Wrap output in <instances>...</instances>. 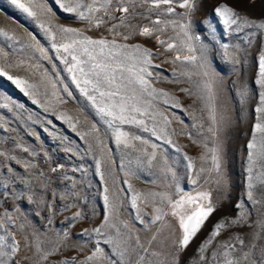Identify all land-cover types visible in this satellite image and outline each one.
Instances as JSON below:
<instances>
[{
	"label": "rangeland",
	"instance_id": "374dc122",
	"mask_svg": "<svg viewBox=\"0 0 264 264\" xmlns=\"http://www.w3.org/2000/svg\"><path fill=\"white\" fill-rule=\"evenodd\" d=\"M63 2L74 4L76 0ZM179 2L173 3V14L131 21L150 28V20L175 21L158 25L164 28L158 33L160 40L175 45L173 49L166 50L155 37L135 35L128 41L117 37L120 43L150 49L152 65H159L149 68L157 93H144L138 105L141 113L133 114L144 125H118L128 134L130 146L126 147L116 142L117 125H110V118L99 113L77 88L64 61L67 53L52 48L53 43L61 42L60 35L53 41L46 31L48 24L40 27L42 21H50L53 26L78 28L93 38L103 35L112 39L106 30L109 25L90 26L76 13L64 11L57 0H34L54 13L39 19L30 17L11 0H0V49L6 53H0V238L6 244L20 242V251L11 259L19 264H71L72 258L79 264H135L138 257L129 253L137 247V238L147 248L154 234L150 251L167 253L181 234L178 219L166 203L161 204L160 195L147 201L144 196L165 194L175 200L206 191L216 203L210 149L217 139L222 142L228 199L190 242L183 264H197L196 249L218 220L237 217L241 210L234 209L233 204H241L249 223L222 231L213 244L219 247L217 241L237 233L247 241L254 231L261 234L259 243L264 244V133L255 129L257 123H264V113L256 111L264 92L257 82L264 37L255 26H243L237 32L236 25H225L212 11L218 3L233 5L235 0H197L198 11L191 17L189 35L199 39L189 41L179 26L189 19L180 15L185 9ZM239 10L241 15L264 19V0H257L254 8L240 6ZM189 43L194 52L188 51ZM38 47L45 53L37 51ZM202 47L206 51L204 61L200 59ZM186 56L197 59L187 62ZM68 60L71 63L70 57ZM16 78L25 84L18 85ZM206 82H211V91L204 87ZM212 109L218 121L215 124L210 118ZM136 135L147 143L134 140ZM253 139L256 147L249 149ZM152 144L157 145L156 159L149 164L145 153L153 151ZM202 155H206L205 160H201ZM249 191L252 199L248 198ZM154 207L168 214L150 224L156 215ZM76 212L82 213V218L70 224ZM98 226L101 233L91 231ZM84 228L89 231L83 232ZM96 246L103 253L96 260L86 261ZM140 254L146 264H160L164 259Z\"/></svg>",
	"mask_w": 264,
	"mask_h": 264
},
{
	"label": "snow or ice",
	"instance_id": "6c2138e0",
	"mask_svg": "<svg viewBox=\"0 0 264 264\" xmlns=\"http://www.w3.org/2000/svg\"><path fill=\"white\" fill-rule=\"evenodd\" d=\"M176 0H91L90 3H82L81 0H76V3H64L63 0H57V3L69 13H76L77 17L86 21L90 26L96 28L102 25H109L107 32L112 35V39H108L101 35L98 38L84 35L78 28L66 27L64 25L53 26L50 21H42L41 28H45L48 24L46 31H48L50 38L55 41L57 35H60V43H53L52 48L59 52L61 49L67 56L64 57L65 63L68 65L67 71L73 73L72 79L76 83L79 91L91 102L92 106L101 113L104 117L110 118L108 123L116 126V142L127 143L128 134L120 131L118 125L134 124L143 126L144 121L136 118L134 113H141V108L138 106L140 97L147 93L149 96L157 93V89L152 87V73L149 71L150 67H159V65H152L151 57L153 53L150 49L144 48L140 44L120 43L117 40L119 37L123 41L130 40L133 36L139 35L144 37H155L157 42L166 46V50H171L175 45L167 43L165 40H160L158 33H163L164 28L158 27L160 24L175 23V21H165L157 19L151 21L152 27L139 26L132 24V20L138 18L145 19L155 15L157 17L162 15H170L175 12L172 7ZM11 3L17 8L27 13L30 17L39 19L40 15H54L52 9L41 4H35L34 0L30 2H22V0H11ZM257 0H235L233 5L218 3L214 6L213 12L218 14L223 19V23L229 27L236 25L235 31L239 32L243 26H255L260 31V35L264 37V19L250 18L248 15H241L239 10L240 6L244 8H254ZM179 7L185 9V13L181 16H188V23L180 24L181 30L189 41L192 39H199L189 35L191 27V17L193 13L198 11L197 0H180ZM35 9H39L37 12ZM137 8L143 9L142 11H135ZM116 12L121 15H115ZM87 13V14H86ZM99 14V15H97ZM117 21V23H110ZM199 21L198 23H203ZM211 28V21L208 22ZM124 29L125 31H121ZM8 36L7 32L2 33ZM171 39V38H170ZM66 41V42H65ZM189 52H194L196 49L189 43L187 45ZM37 51L41 54L45 53L43 47H38ZM0 53L3 50L0 49ZM133 53H142L141 55H133ZM6 55V53H3ZM68 57L71 59L69 63ZM179 60V56L176 58ZM196 56H186L184 58L187 62H194ZM200 59L206 60V51L201 48ZM175 63L176 61H172ZM204 65L201 64V67ZM79 73V76L76 73ZM207 75V73H205ZM10 80L13 77H8ZM15 83L23 86L25 81L16 78ZM257 82L264 87V51L258 57V80ZM211 91V82H206L204 85ZM67 91V89H65ZM181 91H188L181 89ZM160 94L167 95L162 90ZM71 95V93H69ZM260 106L256 109L257 112L264 113V92L259 96ZM212 122L218 123L215 110H211ZM223 117H221V121ZM167 122V118H165ZM255 129L258 132L264 133V123H257ZM145 131L147 128L144 129ZM209 131L215 130L209 128ZM134 140H139L142 143H147L146 140L138 135L132 137ZM171 143V141H168ZM134 147V145H132ZM256 147L255 139L248 144L249 149ZM151 153H145L148 156V163L151 164L156 159L155 149L156 144H152ZM179 150V149H178ZM27 151V149H25ZM212 155V171L215 172V184L217 191V202L214 203L212 193L201 191L196 195H182L179 199H172L165 194H145L144 199L147 201L150 197L160 195L161 204H165L170 208L171 215L178 219L179 229L181 234L172 242L171 250L167 253L152 250L150 251L151 244L156 240V234L151 237L149 247H144L139 243L137 238V247L131 249L130 255H136L138 259L135 264H146V258L141 255V252L148 253L149 256L157 257L164 256L160 264H183V255L188 249L190 242L196 237L197 233L201 230L205 221L217 210L222 209L224 201L228 199V186L227 177L223 171L222 160V142L217 139L215 146L210 149ZM3 155V153H0ZM251 156V153H250ZM206 155L201 156V160H205ZM191 167V164H189ZM170 170V169H169ZM52 171H56L53 169ZM204 171L203 168L200 170ZM251 179V177H250ZM124 183H127L125 181ZM195 183V181H193ZM264 184V180L261 181ZM251 187V185H250ZM248 198L252 199V193L249 191ZM107 199V197H105ZM264 203V202H262ZM136 204V198L133 199V205ZM234 209L241 210L236 218L228 216L222 217L213 226L212 232L209 237L196 249L197 264H264V244L259 243L261 234L257 232L252 233L251 239L245 241L238 233L230 235L225 241H217L219 247L213 244V241L222 231L229 230L234 226L248 224L249 221L245 218L248 214L242 212L241 204L231 205ZM156 215L149 221L150 224H155L157 221L168 213L164 212L161 207H154ZM82 218V213L76 212L73 214L72 219L69 220L71 224L73 220ZM144 223L143 220L140 221ZM264 227V223L261 225ZM23 227V226H21ZM89 229L84 228L83 232H88ZM91 231L101 233V227H94ZM157 229V233H159ZM8 249L5 251V249ZM20 251V242L13 241L11 244H6L0 238V264H19L17 260L11 259ZM103 253V249L96 246L90 255L85 257L86 261H93L99 258V254ZM122 252L120 255L123 256ZM27 256L24 257L26 261ZM71 264H79L75 258H72ZM113 264H119V261H113ZM131 264V262H130Z\"/></svg>",
	"mask_w": 264,
	"mask_h": 264
}]
</instances>
